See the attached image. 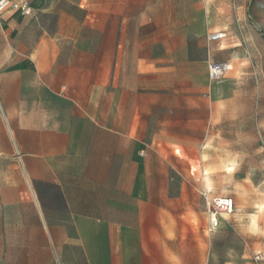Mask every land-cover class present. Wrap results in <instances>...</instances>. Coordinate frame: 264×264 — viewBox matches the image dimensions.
<instances>
[{"label": "crops", "instance_id": "0c3cea01", "mask_svg": "<svg viewBox=\"0 0 264 264\" xmlns=\"http://www.w3.org/2000/svg\"><path fill=\"white\" fill-rule=\"evenodd\" d=\"M26 1L32 16H0V164L17 151L30 188L13 187L12 206L0 210L29 216L20 237L6 240L5 223H0V264H196L197 210L174 206L164 171H149L142 164L134 174L132 155L123 152L142 131L136 120L194 118L191 112L206 111L208 106L198 103L207 100L190 85L167 103L160 95L164 69L155 67L158 54L155 60L150 57L143 42L131 83L118 97L111 41L104 52L108 60H102L100 47L81 46L78 30H72L91 18L113 24L107 34L111 40L118 22H138L143 34L147 24L166 18L151 17L142 0ZM138 2L146 8L134 13ZM43 14L54 18V27L45 24ZM93 34L100 38L106 31L97 28ZM188 36L186 30L172 37ZM209 61L194 62L206 64L202 76L207 80ZM166 110L189 113L161 114ZM187 127L183 133L196 134V127ZM177 133L158 130L151 143H181L169 137ZM146 147L140 143V157ZM203 248L202 264H215L210 262L214 243L206 241ZM250 264L256 263L252 259Z\"/></svg>", "mask_w": 264, "mask_h": 264}, {"label": "rangeland", "instance_id": "374dc122", "mask_svg": "<svg viewBox=\"0 0 264 264\" xmlns=\"http://www.w3.org/2000/svg\"><path fill=\"white\" fill-rule=\"evenodd\" d=\"M142 1L148 2L151 17L166 18L164 22L147 24L143 34L138 22H118L116 38L109 40L107 34L113 24L96 23L91 18L72 30H78L81 46L90 50L100 47L102 60H108L104 52L111 41L118 97L131 83L143 42L144 47L148 44L150 57L155 60L158 54L155 67L164 69L159 73L160 84L165 86L160 95L167 103L178 96L176 91L189 89L190 85L198 90V96L207 100V103H198L208 106L206 111L203 108L191 112L197 116L194 118L153 116L136 120L138 130L141 127L142 131L133 136L132 144L123 153L132 155L134 174L142 164L149 171L163 170L167 180L165 189L174 206L197 210L194 215L196 264H202L200 251L203 252L206 241L214 243L211 263L223 264L225 259L228 264H250L254 253L264 255V0ZM139 2L134 5V13L146 8V3ZM42 16L47 26H55L51 15ZM178 18L180 21L176 22ZM97 28L105 30L106 35L97 38L93 34ZM186 30L187 38L172 37ZM208 32H219L225 37L208 42ZM157 48L163 51L158 53ZM208 57L211 61H229L230 65L225 76L212 84L202 76V66L206 64L194 63ZM186 62L194 64L184 67ZM188 113L166 110L161 114ZM187 126L196 127V134L183 133L189 130ZM158 130L181 131L169 135L181 143L165 147L157 141L151 143L153 133ZM140 143L147 144L142 157ZM19 157L15 151V157H3L0 164V210L12 206L13 187L25 186L30 190L27 168ZM117 161L119 172L120 159ZM205 185L211 196L230 197L235 204V212L220 220L212 236L205 232L208 217L201 195ZM28 218V215L0 214V223H5L6 240L13 234L20 237L22 229L27 228L24 224ZM12 223L15 226L9 225Z\"/></svg>", "mask_w": 264, "mask_h": 264}, {"label": "built area", "instance_id": "2783aa9c", "mask_svg": "<svg viewBox=\"0 0 264 264\" xmlns=\"http://www.w3.org/2000/svg\"><path fill=\"white\" fill-rule=\"evenodd\" d=\"M8 12L20 17H30L33 14V10L26 0H0V16ZM221 38L222 34L219 33H213L207 36L209 42L219 41ZM229 70L228 62L209 61L207 63L208 81L210 83L219 81ZM201 195L208 217L206 232L211 235L219 228L220 220L225 215H230L235 212V204L230 197L211 196L206 188L202 190ZM252 259L256 264H264V256L260 253L254 254Z\"/></svg>", "mask_w": 264, "mask_h": 264}, {"label": "bare ground", "instance_id": "6f19581e", "mask_svg": "<svg viewBox=\"0 0 264 264\" xmlns=\"http://www.w3.org/2000/svg\"><path fill=\"white\" fill-rule=\"evenodd\" d=\"M229 67H230V65H229Z\"/></svg>", "mask_w": 264, "mask_h": 264}]
</instances>
